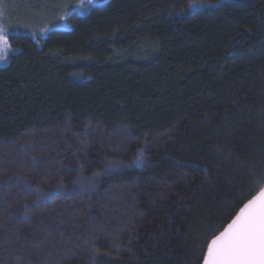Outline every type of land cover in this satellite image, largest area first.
<instances>
[{
	"label": "trees",
	"instance_id": "trees-1",
	"mask_svg": "<svg viewBox=\"0 0 264 264\" xmlns=\"http://www.w3.org/2000/svg\"><path fill=\"white\" fill-rule=\"evenodd\" d=\"M219 2L107 0L10 35L0 264H201L264 186V0L190 12Z\"/></svg>",
	"mask_w": 264,
	"mask_h": 264
},
{
	"label": "snow or ice",
	"instance_id": "snow-or-ice-1",
	"mask_svg": "<svg viewBox=\"0 0 264 264\" xmlns=\"http://www.w3.org/2000/svg\"><path fill=\"white\" fill-rule=\"evenodd\" d=\"M5 9L0 0V18ZM8 35L0 23V60L11 47ZM199 259L201 264H264V186L242 196L217 226L206 227Z\"/></svg>",
	"mask_w": 264,
	"mask_h": 264
},
{
	"label": "rangeland",
	"instance_id": "rangeland-1",
	"mask_svg": "<svg viewBox=\"0 0 264 264\" xmlns=\"http://www.w3.org/2000/svg\"><path fill=\"white\" fill-rule=\"evenodd\" d=\"M77 1V2H76ZM3 0L6 5L5 15L0 18L9 35L7 37L10 50L6 57L0 60V67L7 64L8 57L12 52L10 35H28L38 42V38L47 37L57 29H71L67 17L71 13L83 15L91 9L101 6L107 0ZM227 0H220L217 4L196 3L192 4L190 12L204 8H214L223 5ZM78 5V6H77Z\"/></svg>",
	"mask_w": 264,
	"mask_h": 264
}]
</instances>
